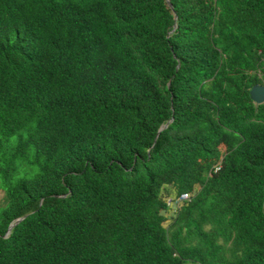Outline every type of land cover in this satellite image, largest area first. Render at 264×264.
<instances>
[{"label": "trees", "instance_id": "16d2710c", "mask_svg": "<svg viewBox=\"0 0 264 264\" xmlns=\"http://www.w3.org/2000/svg\"><path fill=\"white\" fill-rule=\"evenodd\" d=\"M168 1L0 0V264H264V0Z\"/></svg>", "mask_w": 264, "mask_h": 264}, {"label": "clouds", "instance_id": "9594fccd", "mask_svg": "<svg viewBox=\"0 0 264 264\" xmlns=\"http://www.w3.org/2000/svg\"><path fill=\"white\" fill-rule=\"evenodd\" d=\"M166 1V3H167V5L171 8V5H170V3H169V1L168 0H165ZM259 85V84H258ZM252 89V88H251ZM250 89V90H251ZM250 92V91H249ZM250 96V95H249ZM252 101V100H251ZM253 102V101H252ZM255 103V102H254ZM256 104V103H255ZM257 105H259V104H257ZM171 119L165 124V125H163V126H161L160 128H159V130H158V132H157V136H156V138L158 137V135H159V133L163 130V129H165L167 126H168V124L169 123H171ZM164 126H166L165 128H163L162 129V127H164ZM190 200V196L188 195V194H184V195H181V196H179V197H176L174 200L172 199V198H170V197H168L167 199H166V202H167V206H170V208L172 207V206H176L177 207V210H178V208H179V206L181 205V204H184L185 202H188ZM176 210V211H177ZM165 213L166 212H164V215H165ZM175 215V214H174ZM25 218V216L24 217H20V218H17L16 220H14L10 225H9V227H8V229H7V232H6V236H8L9 235V233H10V231H11V229L16 225V224H18L19 222H21L23 219ZM167 218V217H166ZM170 218H167V220H166V223H165V227H167V225H168V223H169V220ZM194 263V262H193ZM197 264V263H196Z\"/></svg>", "mask_w": 264, "mask_h": 264}, {"label": "water", "instance_id": "95a60500", "mask_svg": "<svg viewBox=\"0 0 264 264\" xmlns=\"http://www.w3.org/2000/svg\"><path fill=\"white\" fill-rule=\"evenodd\" d=\"M250 99L256 104L264 103V85H255L249 92ZM166 126L162 127L165 128Z\"/></svg>", "mask_w": 264, "mask_h": 264}, {"label": "rangeland", "instance_id": "374dc122", "mask_svg": "<svg viewBox=\"0 0 264 264\" xmlns=\"http://www.w3.org/2000/svg\"><path fill=\"white\" fill-rule=\"evenodd\" d=\"M176 210H177V207L176 206H172L170 208V210L165 213V216L167 218H171L175 214ZM183 264H196V263H193V262H184Z\"/></svg>", "mask_w": 264, "mask_h": 264}]
</instances>
